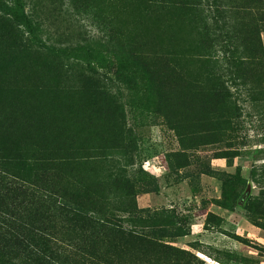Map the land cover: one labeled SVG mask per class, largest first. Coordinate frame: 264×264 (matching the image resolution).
Here are the masks:
<instances>
[{
	"label": "trees",
	"instance_id": "16d2710c",
	"mask_svg": "<svg viewBox=\"0 0 264 264\" xmlns=\"http://www.w3.org/2000/svg\"><path fill=\"white\" fill-rule=\"evenodd\" d=\"M102 1L124 15L119 33L111 19L103 43L55 45L25 0H0V264H203L176 244L183 216L137 205L158 188L137 160L144 121L182 151L232 141L245 115L264 122V0H82ZM259 156L204 174L218 206L264 230Z\"/></svg>",
	"mask_w": 264,
	"mask_h": 264
},
{
	"label": "rangeland",
	"instance_id": "374dc122",
	"mask_svg": "<svg viewBox=\"0 0 264 264\" xmlns=\"http://www.w3.org/2000/svg\"><path fill=\"white\" fill-rule=\"evenodd\" d=\"M25 2L28 12L42 22L43 39L48 44L103 43L108 38L111 19L115 34L125 20L119 8L112 9L106 1L95 6L82 0ZM171 109L179 120L188 118L187 102H172ZM242 119V127L232 141L209 145L197 141L199 145L185 151L160 118L144 121L146 126L139 140L140 160H137L154 177L158 188L139 195L137 205L144 212L173 209L183 216L188 234L176 244L194 253L203 264H264V230L251 224L243 210L218 206L215 201L220 199L221 182L204 174L206 167L232 172L237 166L246 173L255 155L261 157L257 163L264 162V122L254 115ZM228 142L239 154L230 159L229 165L224 159L216 158ZM209 212L220 218L219 224L205 221Z\"/></svg>",
	"mask_w": 264,
	"mask_h": 264
},
{
	"label": "water",
	"instance_id": "95a60500",
	"mask_svg": "<svg viewBox=\"0 0 264 264\" xmlns=\"http://www.w3.org/2000/svg\"><path fill=\"white\" fill-rule=\"evenodd\" d=\"M249 191H250V190H249V186H248V187L246 188V191H245L246 194H245V195H248Z\"/></svg>",
	"mask_w": 264,
	"mask_h": 264
}]
</instances>
